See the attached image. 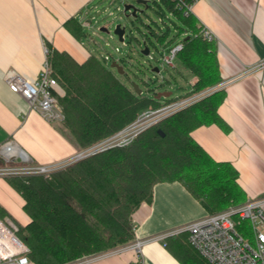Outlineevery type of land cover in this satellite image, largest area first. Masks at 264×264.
<instances>
[{"label":"trees","instance_id":"trees-1","mask_svg":"<svg viewBox=\"0 0 264 264\" xmlns=\"http://www.w3.org/2000/svg\"><path fill=\"white\" fill-rule=\"evenodd\" d=\"M160 1L159 6L153 0L161 12L165 9L176 16L177 34L168 29L158 35L149 28L150 34L167 44L187 35L179 60L196 79L187 97L214 88L221 81L215 41L203 38V26L194 15L185 18L172 2ZM65 26L77 39L86 35L74 19ZM49 50L58 82L54 94L66 115L62 127L80 151L123 131L142 112L176 102L157 100V92L137 95L94 54L78 63L67 52ZM221 92L167 117L129 147L95 154L49 177L7 179L23 198V211L30 218L27 225H17V236L29 247L32 264H73L131 244L136 240L134 215L143 205L152 204L154 188L160 183L182 184L209 215L245 204L239 172L230 163L216 162L192 137L197 128L220 122ZM0 218L12 221L1 204ZM188 239V233L168 237L181 263L209 264Z\"/></svg>","mask_w":264,"mask_h":264},{"label":"crops","instance_id":"crops-1","mask_svg":"<svg viewBox=\"0 0 264 264\" xmlns=\"http://www.w3.org/2000/svg\"><path fill=\"white\" fill-rule=\"evenodd\" d=\"M106 1L0 0V147L14 141L42 165L67 161L80 152L62 124L47 122L11 92L7 74L37 79L45 47L85 62L93 53L65 24L74 19L82 25ZM194 16L216 35L221 81L210 90L222 94L220 122L197 128L192 137L216 162L230 163L239 172L246 202L264 200V0H197ZM195 81L192 75L191 83ZM0 187L1 206L21 213L23 198L4 180ZM208 215L182 184H157L152 204L134 215L136 240L148 241L141 252L127 250L91 264H182L168 238L153 239ZM29 222L26 217L24 226Z\"/></svg>","mask_w":264,"mask_h":264},{"label":"built area","instance_id":"built-area-1","mask_svg":"<svg viewBox=\"0 0 264 264\" xmlns=\"http://www.w3.org/2000/svg\"><path fill=\"white\" fill-rule=\"evenodd\" d=\"M167 1L172 2L175 10L181 12L185 18L194 15V7L197 0ZM158 2L161 5V1L158 0ZM166 11L169 12V15L167 17L163 12L165 17H162L157 24L158 32H156L158 35H162L170 29L171 33L176 35L177 28L174 21L178 20L173 12ZM94 20V16H91L89 20H84L82 27H93ZM172 25L175 27H172ZM202 26L201 34L203 38L209 42L216 41V35L206 26ZM149 35L151 34L149 33ZM186 36L185 34L182 37L185 38ZM125 37L126 33L122 42L123 44H125ZM179 38L174 44H167L168 41L162 44L156 38L163 51L166 52L163 56V62L166 66L174 67L176 59L179 58V54L184 48L182 39ZM145 47L149 48L150 52L148 56L152 58L151 49L146 41ZM49 55L50 50L45 47L46 59L37 79L29 81L17 73L10 72L7 74V82L11 92L21 95L28 102L32 111L38 112L49 123L62 124L66 120V115L58 98L54 94L58 82L52 74ZM102 60L109 66L110 57H103ZM123 60L125 59H120V62H123ZM114 62L121 64L119 60H114ZM262 66H264V63ZM153 72L158 75L160 70L155 72V69H153ZM191 99L187 97L171 104H165L159 109L142 112L137 120L123 131L79 152L71 160L63 164H37L14 141L9 140L0 147V159L3 162L0 165V178L49 177L69 165L95 154L112 148L129 147L146 130L185 108L187 102ZM263 207L264 200L248 201L241 206H232L223 212L208 215L171 235H161L153 240H166L168 237L176 234L188 233L190 245L209 264H264ZM243 221H249L252 225L254 244L245 238L238 229ZM17 232L18 227L15 223L12 221L5 222L0 219V264H32L29 257L30 249L17 236ZM147 242V240H136L115 250L85 257L73 264H91L100 258L120 254L127 250H135L140 253Z\"/></svg>","mask_w":264,"mask_h":264},{"label":"rangeland","instance_id":"rangeland-1","mask_svg":"<svg viewBox=\"0 0 264 264\" xmlns=\"http://www.w3.org/2000/svg\"><path fill=\"white\" fill-rule=\"evenodd\" d=\"M137 1L138 0H107L105 3L97 5L92 13V16L95 17L93 27L84 28L86 35L82 38V42L84 46L99 59L102 60V58L106 56L110 57L111 61L108 63L110 68L114 60H119L120 62V59H125V62H120V65L124 68L125 74H119L115 68H111V70L120 83L129 89L134 90L133 84H136L146 97L149 96V94H153V92H171L172 95L169 98L176 101L184 99L192 93L191 72L186 69L179 58L176 59L174 67L166 66L163 62V56L166 52L161 48V42L159 43L156 37L149 35V33H151L149 28L158 32L157 24L165 15L168 17L169 12L164 9V15L158 7L160 3L155 5L153 0H150L148 4H140ZM127 4H132L138 9L137 17H127V15L132 14V11H129L127 15L124 13V6ZM174 22L179 25L178 21L175 20ZM118 24L126 27L125 44L120 42L118 36L114 33L115 27ZM172 27L175 26L172 25ZM101 28H107L110 32H102ZM179 39L183 40L184 37L181 36ZM145 41L151 49L152 58L142 55V51L145 48ZM156 68L160 70L158 75L153 72V69ZM167 81H170V83ZM212 92L213 90H206L189 97L192 99L187 102L185 108L204 99ZM65 162L66 161L58 163L63 164ZM0 180H4L8 183L7 179L0 178ZM1 195L3 196L4 192H2ZM243 202L246 203L245 199H243ZM7 211L13 223L16 225L25 224L26 217L28 216L23 211V208L21 213L8 209ZM238 229L245 238L254 244V231L249 221H243ZM174 249L177 253V248L174 247Z\"/></svg>","mask_w":264,"mask_h":264},{"label":"water","instance_id":"water-1","mask_svg":"<svg viewBox=\"0 0 264 264\" xmlns=\"http://www.w3.org/2000/svg\"><path fill=\"white\" fill-rule=\"evenodd\" d=\"M150 0H138L137 2L140 3V4H148ZM129 11H132V14L131 15H127L129 13ZM124 13L127 15V17L129 16H133V17H137L138 15V9L135 8L134 5L132 4H127L124 6ZM101 31L102 32H106V33H109L110 31L107 29V28H101ZM115 35L118 36L120 42H123L124 40V35L126 33V27H124L123 25L121 24H118L116 27H115ZM149 48L148 47H145L144 50L142 51V55L144 56H148L149 55ZM111 68H115L117 69L118 73L119 74H125V71H124V68L114 62L111 64ZM159 69H155V72H158ZM133 88H134V91L137 93V95H142V91L140 90V88L138 87V85L136 84H133ZM172 95L171 92H161V93H158L157 96H156V99L157 100H161V99H166V98H169L170 96Z\"/></svg>","mask_w":264,"mask_h":264}]
</instances>
